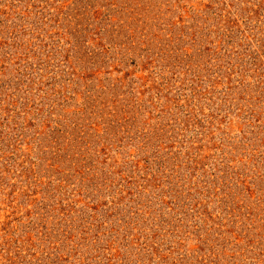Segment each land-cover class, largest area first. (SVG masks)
<instances>
[{
  "label": "rangeland",
  "instance_id": "1",
  "mask_svg": "<svg viewBox=\"0 0 264 264\" xmlns=\"http://www.w3.org/2000/svg\"><path fill=\"white\" fill-rule=\"evenodd\" d=\"M0 264H264V0H0Z\"/></svg>",
  "mask_w": 264,
  "mask_h": 264
}]
</instances>
